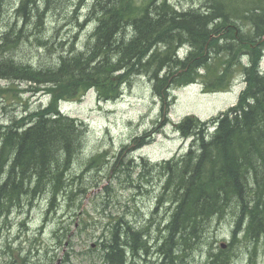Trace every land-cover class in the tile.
Instances as JSON below:
<instances>
[{"label": "trees", "instance_id": "trees-1", "mask_svg": "<svg viewBox=\"0 0 264 264\" xmlns=\"http://www.w3.org/2000/svg\"><path fill=\"white\" fill-rule=\"evenodd\" d=\"M4 1L0 0V15ZM128 1L95 0L92 5L97 14L95 27L86 50L77 55L70 51L67 55L62 54L56 68L41 73L27 64L12 63L10 57L0 60V80L34 83L37 87L30 84L28 88L35 87V90H41L43 86L44 89L50 85L55 87L48 88L53 97L49 106L22 115L17 121L14 118L7 126H0V168L10 167L6 174L7 181L0 183L4 184L0 185V222L14 210H21L30 202L33 192L35 195L44 194L48 183L54 185L52 189L55 191L62 186L63 174L58 173L54 178L52 174L58 172L59 168L67 170L70 167L82 129L79 124L81 122L61 114L58 110L59 102L79 99L80 94L89 89L97 90L98 99L103 96L115 98L122 95L123 87L133 77L145 76L154 82L153 96L161 103V109H168L172 106L171 87L187 86L198 78L206 81L210 75H216L215 66L208 67L205 71L196 70L193 62H187L188 57L183 64L176 57L177 50L184 43H189L194 45V51L189 54L191 59H197L196 61L206 66L208 61L226 57L230 67H225L224 73L233 74L232 66L240 67L245 72L247 86L242 92V101L240 98L238 105L222 115L212 139L206 140L203 135L196 137L202 155L197 156V166L187 170L192 177H183L181 185H184L185 193L193 196L195 192L192 182L203 170L205 161L201 159L204 157L215 159L214 155L217 153L220 161H231L232 165L228 170L217 173L222 192L214 199L225 202L228 207L241 202L237 217L246 218V223L249 219H255L254 225L249 228V233L253 236L257 232L254 229L255 224L259 230L264 227V192L259 190L260 179L253 176V170L258 168L254 165L264 153V109L260 110V106L264 105V72L261 73L259 66L260 58L264 54V0H236L239 8L229 6V0H213L210 9L196 14H178L174 12V7L163 5L148 14L133 17L132 23L127 26L125 23L119 28L110 26L107 16L112 11L109 7L117 8ZM107 2L113 4L105 5ZM41 3L44 7L41 14L60 9L51 0H22V4L32 5V16L35 18L40 14L37 4ZM27 16L29 17L28 14ZM39 20L38 30L43 27L42 18ZM20 37L21 30L16 32L11 28L1 34L0 53H4L6 49L14 50ZM42 47H46V43ZM243 56L249 58L247 66L242 64ZM176 63L180 65L176 66ZM200 70L204 73L200 74ZM226 83L221 82L219 85L222 87ZM203 90L206 91L205 87ZM3 92L5 91H0V95ZM253 102L258 110L256 113L249 110ZM192 121L187 118L182 124L191 125ZM56 127L57 134L60 135H55ZM137 141V146L143 144L141 138ZM194 157L192 154L180 162L164 163L167 179L173 182V167L182 166L185 161H191ZM48 176L49 182L45 184V177ZM16 178H20L18 182ZM253 186L254 189H251ZM247 191L252 192L254 197L258 195L259 201L254 205L249 204ZM172 193L178 196L179 190L175 189L170 192ZM208 211L213 214L215 209L209 208ZM208 211L205 210L206 213ZM177 212L188 214L186 220L176 218L184 231L199 220L187 203H181L175 210ZM242 223V220L238 222L237 229H240ZM117 231L110 241V252H106L105 258L110 264H125L122 255H119L116 263L111 259L117 248L111 251L115 243H118ZM129 231L130 237L127 235L126 240L128 242L131 238L130 244L135 245L133 241L137 243L136 237L142 232L133 231L132 228ZM171 235L173 240L175 233L171 232ZM134 249V246H128L126 252L133 253Z\"/></svg>", "mask_w": 264, "mask_h": 264}, {"label": "rangeland", "instance_id": "rangeland-1", "mask_svg": "<svg viewBox=\"0 0 264 264\" xmlns=\"http://www.w3.org/2000/svg\"><path fill=\"white\" fill-rule=\"evenodd\" d=\"M74 1L77 0L55 2V6L60 9L56 12L46 13L42 21L43 27L39 30L37 29L39 27L34 25L36 18L33 16L27 27L14 26L16 32L21 30L19 43L14 50L6 49L0 55V60L10 57L9 59L15 64L19 62L25 65L30 62L34 66H54L58 64L60 56L67 55L71 49H75L79 54L84 52L95 27L94 22L84 24L85 10L90 9V5L95 0H85L84 7L86 8L78 11L80 16L72 14L76 10ZM201 1L172 0L171 2L180 10H187L192 6L199 7ZM18 2L19 0L4 1L5 7L0 18V36L10 30ZM228 3L229 6L239 8L236 0H229ZM37 6L38 11L42 13L44 10L42 3ZM45 43L46 47H42V44ZM241 60L244 66L248 65L249 58L241 57ZM261 66L264 67V60ZM236 81L239 83L237 93H241L247 85L239 78H236ZM0 86L6 88V92L0 95V122L6 124H10L14 118H17V121L22 115L38 111L39 108L46 105L49 106L51 99L53 100V97L45 96L40 90H35V88L30 90L23 83L10 84V82L0 81ZM17 92L22 93L17 94ZM176 94L178 97L174 91L173 95L176 96V99L172 107L173 113L183 107L190 111L191 107L196 105V108L191 112H194L196 117L203 119L202 121L235 105L233 100H229L234 98V95L226 97L222 94H204L201 86L184 88ZM153 95L152 85L148 78L136 76L123 87L122 97L116 102H99L95 89H89L78 102L60 103V110L63 114L81 122L79 123L82 129L80 130L82 131L81 144L84 145V149L80 150L67 170L59 168L58 172L55 171L52 174L53 178L58 173L63 174L60 190H53L54 185L48 183L49 176L45 177L47 181L45 184H48L44 190L49 201L46 200V197L43 201L40 198L41 201L35 203L34 208L28 212L27 204L29 202L26 203V200L30 199H26L27 206L25 205L23 213L14 210L0 222V264H23L20 255L24 257L32 251H29L28 243H23L25 249L18 252L17 249L20 247L13 244V240L18 238L19 241H26L27 236L31 239L36 236L35 238L43 243L37 248L40 251L39 255L45 257V251L49 250L48 259L55 260L53 264H61L64 258L70 261L69 264H108L103 242L111 241L119 226V231H124L126 229L124 223L143 233L136 237L138 241H146L144 247L136 245L135 257L128 252L125 264H166L164 253L167 252L170 245L169 242H166L164 226L169 222L167 219L171 217V213L175 212L180 205V202L176 200L180 199L185 191L184 185H181L183 177H192L190 176L191 172L187 170L196 167L197 155H194L195 157L191 161H185L182 166L173 167L174 163H172L175 179L173 182L168 180L164 161L177 156L178 145L171 146V142L176 140L178 135L172 127H167L161 137L149 135L148 143L142 149L131 153L123 152L122 161L125 165L119 168V172L111 173L112 164L120 155L118 153L121 152L122 147L130 144L132 138L141 136L142 133L155 125L154 123L160 115L161 103ZM178 115L180 120L186 113H178ZM55 129V135H60L57 134L58 128ZM190 143L191 140L185 141V147L188 148ZM105 150H108L110 157H104L106 161L104 164L97 161L87 167L93 154H101ZM130 161L132 165L128 166L130 168L128 171L127 164ZM135 166L138 168L134 169ZM142 171L143 173L140 174L142 180H138L140 184L135 187L129 185V183H134L132 179H128L129 174L133 178H137ZM85 187L86 193L80 194L75 199H72V196H67V193H78L79 189L82 190ZM161 189H163V194L167 193V196L163 195L164 201L165 197L172 198L173 207L170 206V203L165 204L159 199L158 194ZM175 189L179 190L178 196L174 193L170 194ZM193 197H196L195 193H193ZM229 213L224 216V221L220 224L216 222L210 226L205 224L203 231L198 230L200 237L196 243L197 250L191 253L185 248V264H245L248 255L252 252L256 253L254 256L256 264H264V239L261 241L244 240L232 247V250L227 251L235 220L232 217L233 214ZM24 221H29L30 235H28L30 232L23 234L24 228L21 227V223ZM61 225L68 231H65L62 246H59V250H57L54 247L53 231ZM214 239L217 241L213 244ZM169 241L174 242L177 246L172 247L174 257L170 259L173 264L181 256L179 249L181 251V248L186 245H181L176 237L172 240V235ZM133 243L136 242L133 241ZM127 244L129 247L134 246V244H130V240ZM9 245L15 250L13 257L9 252ZM222 245L226 247L222 248ZM51 248L53 250H50ZM37 256L36 252L32 258L34 257L36 260Z\"/></svg>", "mask_w": 264, "mask_h": 264}, {"label": "bare ground", "instance_id": "bare-ground-1", "mask_svg": "<svg viewBox=\"0 0 264 264\" xmlns=\"http://www.w3.org/2000/svg\"><path fill=\"white\" fill-rule=\"evenodd\" d=\"M51 1L60 2L61 0H51ZM171 1L172 0H129L128 2H126L124 4L123 3L120 4V6H118L117 8L109 7L111 9L112 13L109 12V14L107 16V21L109 22L110 26L119 28V27H121V24L123 25L125 23L124 24L125 26L131 24L133 21V19H132L133 17H136L137 15L143 16L145 14L150 13L152 10L155 11V9H157L163 5H165L167 7H171V8L174 7L173 8L174 12L178 13V14H180V12H188V13H194V14H196L197 12L198 13L199 12H206L207 9H210L213 6V2H212L213 0H202L201 5L199 7L192 6V7L188 8L187 10H184V9L180 10ZM104 4L110 6L113 4V2H107ZM53 5H55V3ZM85 5H86L85 0L74 1V6H76V10L74 12H72V14H76V16H80V13H78V11H79V9H82V8L84 10L86 8V7H84ZM92 5H90V9L85 10L86 11V16H85L86 20L84 21V24H86L88 22H95V15H97V14L94 12V9H92V7H93ZM4 7H5V5L2 6V9H1L2 12L4 11ZM32 8H33L32 5L22 4V0H19L16 12H15L14 21L11 24L10 28L15 29L14 26H16V25L21 26L23 28L27 27L32 21L31 20L32 19V11H31ZM53 12H56V11H53ZM46 13H47V11L44 12L43 14L40 13L38 18H36L34 25H38L39 21H40L39 18H42V20H43V17ZM21 14H24V16L27 19L24 16H22ZM27 14L29 15V17L27 16ZM1 17H2V15H0V18ZM42 24H44V23H42ZM94 25H95V23H94ZM1 51L2 50L0 49V52ZM193 51H194V45L193 44L190 45L189 43H184L183 46L177 50L176 57L179 60H182V64L184 63L183 61H185L186 58L188 57L187 62L188 63L193 62V64H194L193 67L196 70L197 69H203L204 70L208 67L215 66L214 68L216 71V75H210L208 77V79H206V81L205 80L202 81V79L198 78V80H196L194 83H190L187 86H180L179 85L175 88L171 87L170 88L171 90L170 89L169 90H170V96L173 99V100L172 99L170 100L172 106L169 107L168 109H165V108L161 109L160 115L158 116L156 122L154 123L155 125H153V127H151L150 130L145 131L144 133L141 134L140 137L143 140V144H140L137 146V142H138L137 141L138 136H137V137L132 138L130 144L122 147L121 152L118 153L120 155L117 157V160L112 164L111 173L112 172L113 173L119 172V168L121 166L125 165L122 161L123 152L131 153V152L142 149L144 146L147 145V143H148L147 140L149 138V135L153 134V135H156L157 137H161L167 127H172L174 132L177 133L178 138L176 140H172L171 146L178 145V148L176 150L177 156L173 157L170 160H165L164 161L165 163L166 162H180L183 159H185L187 156H192V154L197 155V156L202 155V150L199 146V141L197 142L196 137H202V135H203V137L206 140H211L212 139L211 136L217 131L218 122L222 118V115L224 114L225 111H228L232 106L227 108L225 111H220L219 113L217 112L216 116L208 117V119L205 121H202L203 119L196 117L195 113L191 112L196 108V105H193L191 107L190 111L188 109H186V107H183V108H180L179 111H176L175 113H173L172 107L175 103L176 96L178 97V95L176 93H179V91L181 89L201 86L203 88L205 87V89H206V91L203 92L204 94H222V95H226V97H232L234 95V98L229 99V100L230 101L233 100L232 102H235V106L238 105L240 98L242 101L241 95H242L243 91H241V93H237L239 91V83L236 81V78L241 79L242 82H244V84H246L245 72L243 70H241L240 67L232 66L233 74H230V75L225 74L224 73L225 67L226 68H228V66L230 67V65H228V61H227L226 57L219 58V59L218 58L213 59L211 62L208 61V64L206 66H203L202 63L196 61L197 59H195V60L191 59V56L189 54ZM70 53L77 55V51L75 49H71ZM1 54L2 53H0V55ZM197 57H199V56L197 55ZM263 60H264V54H263V56H261L260 61H259V64H260L259 66L261 69H263V72H264V67L261 66ZM26 64L30 68L32 67V69H34L36 71H41V73H42V71L50 70V69L56 68V66H57V65H54V66H52V65L51 66L36 65V66H34V65L30 64V62H28ZM179 65H180L179 63H176V66H179ZM200 65H201V67H199ZM173 66H174V64H173ZM181 67H182V65H181ZM203 70H200L199 73L203 74L204 73ZM206 73H207V71H206ZM210 73H212V71ZM222 77H223V80H220V78H222ZM147 78L152 85V91H153L154 82L151 80V78H149V77H147ZM171 80H172V78L169 79V82H171ZM221 82H227V83L221 87L219 85ZM23 84H26L27 87H29L30 84L37 87L36 84H34V83H30V84L23 83ZM35 87H32V88H35ZM32 88L30 87L29 89L31 90ZM41 88L42 89L40 91L43 92L45 96H52V93H51L52 91H50L48 88L52 89L55 87H52L50 85V86H48V88L44 89V86ZM18 90H20V89H18ZM174 91H175L176 96L173 95ZM87 92L88 91L81 93L79 98L82 99V97H84ZM95 92L98 95V92L96 89H95ZM19 93H22V92H17V94H19ZM121 97H122V95H118L115 98L112 96H107L104 98V96H103V97L99 98L98 100H99V102H102V103L116 102ZM236 100H237V102H236ZM262 108L264 109V105L262 107L260 106V110ZM249 110L252 111L253 113L258 112V110L256 108V104H254V102L252 103ZM184 111H185L186 115L179 120L178 113L179 114H185ZM187 118H190L193 120L191 125L182 124ZM0 126L4 127V126H7V124L5 122L1 121ZM81 136L82 135H80V137L78 139L77 146H76L74 153L72 155V160L70 161L71 164H72V162H74L75 157L80 152V150L84 149V145L81 144ZM188 140H191V143H190L189 147L187 148V147H185V141H188ZM135 141H136V143H135ZM129 148H131V149H129ZM231 150L234 151L233 149H231ZM106 156L110 157L108 150H105V152H102L101 154H99V153L93 154L92 158L88 161L87 167L92 166L93 165L92 163H96L97 161H101L104 164L106 162L104 157H106ZM214 156H215V159L205 158V157L201 159L202 161H205L203 170H202L201 174L199 175V177L195 178V180L192 182V188H193L195 194L197 195V197H193L192 195L184 192L185 194L183 196H180V199H179L180 204L181 203L189 204L190 210L194 214L197 215V218H199V220L194 223L193 227H191L187 231H184L180 226L181 223L178 222L179 220L177 221L176 218L180 217L183 220H186L188 217V214L172 212L171 217H169V219H167V220H169V222H167V224H165V226H164V229H165L164 233H166V236H165V238L167 240L166 242L167 243L169 242L168 244L170 245V248L167 250L166 253H164L165 254L164 260H165L166 264H172L171 259H170V258L174 257L172 247L176 246L174 242L169 241V239L171 240V232L175 233V236H176L178 242L181 243V245H186L184 248H181V251L179 249L181 256L173 264H185L184 263V260H185L184 257H186V255L184 256V254L186 252L185 248L187 249V251H189L191 253L193 251L197 250L196 243L200 237V233H198V230L203 231L205 228V224L208 226L212 225L213 222L220 224L221 222L224 221V216H226V214H230L229 212H231L233 214L232 217L235 220L233 221L234 224L232 225L230 242L228 243V250L227 251L232 250V247L236 246L237 244H240L244 240L261 241L264 239V227L262 230H259V228L255 224L254 229L257 232H255V234L253 236L249 233V230H250L249 228L254 225L255 219H253V220L249 219L248 222L246 223V218H238L237 217V216H239V211H237V210H239L241 202H237L236 204L228 207L225 202L214 199L219 193L222 192V190H221L222 187L219 186V181L217 179V176H218L217 173L224 171V170H228L232 165L231 161H228V160L227 161H220V159H218L217 153H215ZM197 163H199V159H197L196 164ZM130 165H132L131 161L127 164L128 169L127 168L126 169L128 171L130 170V168H129ZM145 165H147V163H145ZM254 166L258 167V168H256V170L255 169L253 170V176H254V178L260 179L259 190L264 192V153L259 157V160L256 161ZM139 167H141V166H139ZM9 168H10L9 166H4L3 168H0L1 169V171H0V183H3L4 180L7 181L8 178H7L6 174L9 170ZM135 168H138V167L135 166L134 169ZM189 170H191V169H188V171ZM142 173H143V171L138 174L137 178H133V176L129 174L128 179L129 180L132 179L134 181V183H129V185H131V186L133 185L134 187L138 186L140 184V182L138 180H142V177H140V174H142ZM19 179H17L16 181L18 182ZM253 183H254V181H253ZM0 185L3 186L4 184H0ZM104 187L106 188V186H104ZM30 188L33 190L32 187H30ZM251 189H254V186L251 187ZM82 193H86V187L83 188L82 190L79 189L78 193L77 192L67 193V196L68 197L72 196V199H75L76 197H78ZM37 194L38 193H36V195H35L33 192L32 199L27 204L28 205L27 209H29L28 212H30L34 208L35 203L37 204L39 201H41V200L43 201V199L45 197L47 198L46 200L49 201V198L45 193L44 194H38V195ZM163 195L167 196V193L163 194V189H161L160 194H158L159 199L163 203L165 202V204L170 203V206L173 207V204L171 202L172 198H168L170 201L169 202L168 199L165 197V201H164ZM257 196L254 197L253 193L250 191H247V193H246V197L248 200H250L249 204H251V205H254V203H257L259 201ZM40 198H41V200H40ZM70 201H72V200L70 199ZM26 206H24L21 210H17V211L23 213ZM57 206H56V210H57ZM209 208L215 209L213 214H212V212L208 211ZM206 209L208 211L207 213L205 212ZM180 214H182L183 216H180ZM240 220H242L243 223L241 224L240 229H237V225H238V222ZM28 224H29V221H24L21 223V227L24 228L23 234H27L30 232V228H29ZM124 224L126 226V229L121 232V231H119V228H120V226H119L118 231L116 232V233H118V243H115V246H113L111 248V251H113V249H115L117 247L116 252H115V256L113 258H111L113 261H115V263L118 262L119 255H122V257H124V258H126L127 255H129L126 252V249L128 246H127V243H125V242H127L126 236L127 235L129 236V232H131V231H129V229H131L132 227L127 223H124ZM43 229H44V226H43L42 230ZM132 230L135 231V229H133V228H132ZM65 231H68V230L65 229V227L63 225H61L59 228L57 227L53 231V236H54V240H55V246L54 247L57 250H59V246H62L61 243L63 242V240L65 238ZM181 232H183V234H181ZM144 233H145V230H144ZM256 233H258V234L256 235ZM30 234H31V232L28 235H30ZM125 234H126V236H125ZM142 234L143 233H141V235ZM32 236L34 237V235H32ZM35 237L31 239V238H28V236H27L26 241H23V240L19 241L18 238L13 240L14 241L13 244L15 243V245H19V247H20L19 249H17L18 252H22V250L25 249L22 245L23 243H28L29 244L28 245L29 251H32V253L30 252L29 255L24 256V257L19 254L23 264H53L55 260L48 259L49 258L48 257L49 250L45 251V254H46L45 257L39 255L40 251L37 248L40 247L39 245H43V243L41 241H39L38 238H35ZM162 237H164V236H162ZM129 239L131 240V238H129ZM216 241H217V239H214L213 244ZM145 243H146V241L144 242L143 240H139L137 243H135L134 247H136V245H138L139 247L140 246L144 247ZM110 245H111V242L108 240L103 242V248L106 252H110L108 249V246H110ZM8 247H9L8 248L9 252H10L11 256L13 257V255L15 254L14 253L15 250L12 248L11 245H9ZM225 247L226 246L222 245V248H225ZM50 250H53V248H51ZM36 252L38 253V256H37V258H35L36 260H34V257L32 258V256L35 255ZM134 252H135V249L132 253V256L135 257L136 254H134ZM255 254H256L255 252L254 253L252 252L250 255H248L247 261L245 264H256V261H255L256 258H254ZM209 257L212 258L213 256H209ZM213 258H215V257H213ZM58 263H60V262H58ZM67 263L68 264L70 263V261L67 258H64L63 262H61V264H67ZM108 264H110V261L108 262Z\"/></svg>", "mask_w": 264, "mask_h": 264}]
</instances>
